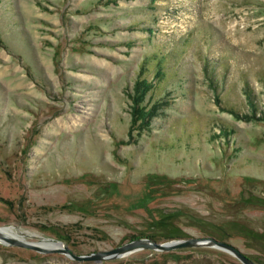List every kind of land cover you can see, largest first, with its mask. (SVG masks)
<instances>
[{"label":"rangeland","instance_id":"1","mask_svg":"<svg viewBox=\"0 0 264 264\" xmlns=\"http://www.w3.org/2000/svg\"><path fill=\"white\" fill-rule=\"evenodd\" d=\"M155 52L144 104L166 105L131 130L127 92ZM0 227L77 254L211 236L264 264V0H0ZM0 264L242 263L0 243Z\"/></svg>","mask_w":264,"mask_h":264},{"label":"water","instance_id":"2","mask_svg":"<svg viewBox=\"0 0 264 264\" xmlns=\"http://www.w3.org/2000/svg\"><path fill=\"white\" fill-rule=\"evenodd\" d=\"M165 211L173 212L175 211V209L168 208ZM0 243H3L5 245L24 247L42 253L58 252L76 261H94L96 263H100L103 260L121 257L141 249H151L155 251L167 252L182 248L211 247L223 250L231 254L242 264H257L252 258L243 253L238 247L224 240H219L211 236L177 238L167 242H157L149 237L134 238L114 248L108 250H96L87 254H77L64 244L62 247H44L39 245L37 242L27 241L22 238L5 237L2 235H0Z\"/></svg>","mask_w":264,"mask_h":264},{"label":"trees","instance_id":"3","mask_svg":"<svg viewBox=\"0 0 264 264\" xmlns=\"http://www.w3.org/2000/svg\"><path fill=\"white\" fill-rule=\"evenodd\" d=\"M159 56L160 55H158L155 52L153 56L151 57V59H148V62L146 61L147 59L144 60L145 64H143V68L141 69V72H139L138 78L135 80L131 91L127 92V96L130 100L129 112L131 116V126H130L131 130L134 129L135 126H137L138 128L135 129L137 131H140V132L144 130L148 131L150 129L152 119L154 117H157L159 114H161L162 112L161 110L166 105L164 104L162 100L156 99V94H155V97L151 99L152 101H154L151 105L147 106L144 104V101H145L146 96L148 95V92L155 91L156 81H158V78H160L159 76H161L160 71L162 70V68L159 69L160 71L158 70L157 72H154L155 71L154 61ZM160 57H162L164 61H166V59L162 55ZM167 68L168 67L165 64V72L171 71V68L169 69ZM143 69H144V72H143ZM229 85L230 86H228V89L232 88L233 85L231 84ZM255 107L256 106H254L253 109H255ZM230 108L232 109L233 107H230ZM234 111L236 110L233 109L231 113L236 114Z\"/></svg>","mask_w":264,"mask_h":264},{"label":"bare ground","instance_id":"4","mask_svg":"<svg viewBox=\"0 0 264 264\" xmlns=\"http://www.w3.org/2000/svg\"><path fill=\"white\" fill-rule=\"evenodd\" d=\"M74 123H75V121H74ZM0 235L5 236V237H12L5 232V227H0ZM45 240H48V241H41V242H37V243L41 246H44V247H61L60 244H62V246H63V243H61L59 241L50 240V239H45Z\"/></svg>","mask_w":264,"mask_h":264}]
</instances>
